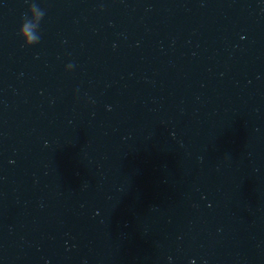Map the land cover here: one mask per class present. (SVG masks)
Returning <instances> with one entry per match:
<instances>
[{"label":"water","instance_id":"95a60500","mask_svg":"<svg viewBox=\"0 0 264 264\" xmlns=\"http://www.w3.org/2000/svg\"><path fill=\"white\" fill-rule=\"evenodd\" d=\"M0 264H264V0H0Z\"/></svg>","mask_w":264,"mask_h":264},{"label":"clouds","instance_id":"9594fccd","mask_svg":"<svg viewBox=\"0 0 264 264\" xmlns=\"http://www.w3.org/2000/svg\"><path fill=\"white\" fill-rule=\"evenodd\" d=\"M38 9L36 4H30L28 7L27 14L22 17V23L19 27L18 35L22 38L24 46H30L38 43L40 37L33 32V27H38L39 24L33 25L30 22V15L34 10ZM43 15V13H41ZM71 68V65L67 66Z\"/></svg>","mask_w":264,"mask_h":264}]
</instances>
